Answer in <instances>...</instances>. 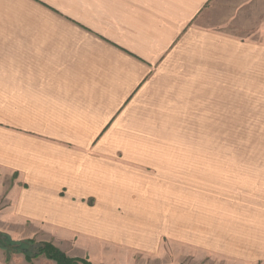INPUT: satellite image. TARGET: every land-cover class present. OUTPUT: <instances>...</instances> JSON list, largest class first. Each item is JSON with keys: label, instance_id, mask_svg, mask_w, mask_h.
<instances>
[{"label": "crops", "instance_id": "obj_1", "mask_svg": "<svg viewBox=\"0 0 264 264\" xmlns=\"http://www.w3.org/2000/svg\"><path fill=\"white\" fill-rule=\"evenodd\" d=\"M33 1L128 64L109 80L92 77L77 56L67 59L46 47L43 71L0 72V225L21 234L19 225L46 226L50 234L41 242L53 241L61 250L59 241H87L93 255L114 248L178 258L182 249L189 259L201 256L202 264H264V163L180 167L178 152L156 146V137L145 131L154 126L145 111L156 108L137 102L149 81H159L148 77L172 47L206 49L213 39L232 43L205 30L201 19L210 15L212 0H101L104 18L124 37L95 32ZM252 48V63L258 64L264 46ZM134 62L138 70L129 65ZM154 102L170 116L173 107L166 105L173 101ZM0 264L56 263L14 254Z\"/></svg>", "mask_w": 264, "mask_h": 264}, {"label": "rangeland", "instance_id": "obj_2", "mask_svg": "<svg viewBox=\"0 0 264 264\" xmlns=\"http://www.w3.org/2000/svg\"><path fill=\"white\" fill-rule=\"evenodd\" d=\"M40 1L95 32L128 36L106 21L107 10L99 6L101 0ZM207 12L210 15L201 19L205 30L227 37L232 43L226 41L222 45L213 39L215 44L206 49L172 47L166 53V59L148 77L160 76L159 81H149L147 94L137 101L141 105L145 103L146 108L154 105L157 111H145L154 119V126L145 131L156 137L155 141L159 142L156 146L178 152L180 167H261L264 163V49L258 50V64L252 63L251 53L256 52L252 46H264V0H212ZM95 40L93 35L38 2L0 0V72L11 68L23 73L41 72L46 64V47H50L67 59L77 56L92 77L105 74L109 80L113 78L112 72L116 76L118 67L128 62L119 52ZM129 65L136 70L141 67L137 62ZM157 98L174 102L166 105L173 107L169 117L157 110L161 105L164 107L154 102ZM0 226H5L8 232H4L12 237L6 234L8 239L4 240L0 236L2 259L24 255L2 247V243L15 241L14 236L32 235L34 239L26 244V250L36 253L42 246L41 241H46L50 234L42 225H19L17 228L22 234L11 225ZM0 231L3 230L0 228ZM59 242L61 251L69 258L78 259L77 264H168L177 259L181 263L202 264L201 256L189 259L182 249L178 258L169 254L126 255L114 248H106L104 253L100 249L99 254L93 255L88 253L87 241ZM107 250L111 253L107 254ZM38 257L45 256L33 258Z\"/></svg>", "mask_w": 264, "mask_h": 264}, {"label": "trees", "instance_id": "obj_3", "mask_svg": "<svg viewBox=\"0 0 264 264\" xmlns=\"http://www.w3.org/2000/svg\"><path fill=\"white\" fill-rule=\"evenodd\" d=\"M0 236H2L4 240L8 239L6 234H0ZM31 242L32 239L17 241L11 240L9 243L7 242L8 244L2 243L1 245L9 251L13 250L23 253L28 261L40 254L50 260H53L56 264H77L76 262L79 261L78 259L76 260V258L67 257L61 250L48 242H42V246L40 247L39 251H37L36 253H30L26 250V244Z\"/></svg>", "mask_w": 264, "mask_h": 264}]
</instances>
